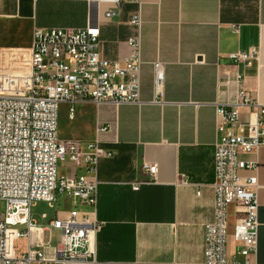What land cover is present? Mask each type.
I'll use <instances>...</instances> for the list:
<instances>
[{
  "label": "crops",
  "instance_id": "obj_1",
  "mask_svg": "<svg viewBox=\"0 0 264 264\" xmlns=\"http://www.w3.org/2000/svg\"><path fill=\"white\" fill-rule=\"evenodd\" d=\"M0 0V69L19 73L28 66L35 26L98 27L100 53L121 58L128 53L125 37L133 30L130 0ZM139 32V102L77 100L56 108L59 139L94 140L101 154L96 181L94 261L64 264H201L204 225L213 218V150L217 139L216 105L234 101L242 73L243 87L264 102V0H141ZM256 45L258 58L248 65L228 62L227 54ZM164 61L163 102L152 99V61ZM241 119L250 108L240 106ZM105 125L103 130L96 129ZM257 163L258 242L256 264H264V146L240 152ZM143 162L156 163L152 176ZM57 175L88 174L65 156L55 163ZM246 175L252 171L240 169ZM138 181V188L131 183ZM53 215L37 224L33 246L45 258L54 255L58 230L49 220L75 205L57 194ZM41 213L45 215L40 216ZM40 218L46 213L41 211ZM230 208V228L234 220ZM44 232H47L46 238ZM24 239L15 241L17 251ZM229 236L230 258L242 260Z\"/></svg>",
  "mask_w": 264,
  "mask_h": 264
},
{
  "label": "built area",
  "instance_id": "obj_2",
  "mask_svg": "<svg viewBox=\"0 0 264 264\" xmlns=\"http://www.w3.org/2000/svg\"><path fill=\"white\" fill-rule=\"evenodd\" d=\"M128 15L133 30L125 37L128 53L121 58H107L100 53L98 27L35 26L31 31L28 66L19 73L0 69V264H64L94 261V235L100 221L95 215L96 181L93 174L97 158L109 155L100 151L94 140L59 139L56 136V108L68 103L73 115L77 100L93 102H139V32L140 2ZM117 0L104 12L110 17ZM259 49L251 45L227 54L229 63L248 65L258 58ZM239 87L234 101L217 104V139L213 150V218L204 225V250L201 264H256L258 242V201L255 174L257 163L243 160L240 152L264 146V102L242 84V73L235 72ZM164 61H152V101L163 102ZM240 106L249 107L241 119ZM105 125L96 129L103 130ZM66 157L83 165L88 174H56L57 159ZM252 172L240 174V169ZM142 171L152 176L156 163L143 162ZM133 181L131 187L138 188ZM65 193L75 205L63 216L55 214L49 227L59 232L51 258L33 246L41 228L30 219L33 200L53 202ZM230 208L234 214L230 228ZM41 213L40 216H44ZM22 225V227H21ZM34 233L36 240H31ZM242 260L230 258L229 236ZM24 239L21 251L15 241Z\"/></svg>",
  "mask_w": 264,
  "mask_h": 264
},
{
  "label": "rangeland",
  "instance_id": "obj_3",
  "mask_svg": "<svg viewBox=\"0 0 264 264\" xmlns=\"http://www.w3.org/2000/svg\"><path fill=\"white\" fill-rule=\"evenodd\" d=\"M3 209H4V201L3 199H0V215ZM54 209L55 207L52 204L49 205L45 200L35 199L32 201L30 208H29L30 217L32 220H34L35 223L41 224V223H44L49 217L53 215ZM41 211H44L46 213L45 218L39 217V214ZM46 236H47V232H44V237L46 238Z\"/></svg>",
  "mask_w": 264,
  "mask_h": 264
}]
</instances>
